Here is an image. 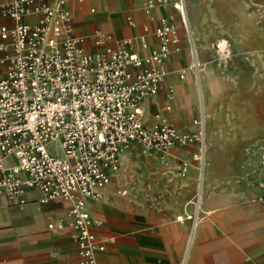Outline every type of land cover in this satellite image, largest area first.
<instances>
[{
  "label": "crops",
  "instance_id": "crops-1",
  "mask_svg": "<svg viewBox=\"0 0 264 264\" xmlns=\"http://www.w3.org/2000/svg\"><path fill=\"white\" fill-rule=\"evenodd\" d=\"M141 1L66 0L71 32L89 51L103 47L95 43L96 34L109 32L112 38L104 44L131 37L133 49L146 54L157 46L153 31L158 18L175 15L180 49L165 60L158 93L143 101L144 117L151 124L160 112L179 129L191 131L199 108L206 112L209 164L203 216L188 243L191 221L175 216L190 207L195 191L196 147L176 145L162 159L134 144L120 152V166L110 172L103 196L85 199L91 230L104 243L94 251L93 264H264V202L250 201L259 193L256 180L263 175L257 158L246 151L247 145L264 137V21H256L249 4L256 1L264 16V0H225V16L232 25L228 36L236 53L226 67L209 65L199 83L190 72L182 80L177 75L188 57L176 11L166 4L145 12ZM200 56L205 58L202 51ZM168 86L173 88L171 100ZM178 158L191 162L184 176L175 170ZM23 197L22 203L0 199V264H82L79 246L69 235L70 201L42 202L37 187L26 189Z\"/></svg>",
  "mask_w": 264,
  "mask_h": 264
},
{
  "label": "built area",
  "instance_id": "built-area-1",
  "mask_svg": "<svg viewBox=\"0 0 264 264\" xmlns=\"http://www.w3.org/2000/svg\"><path fill=\"white\" fill-rule=\"evenodd\" d=\"M166 4L176 11L183 30L188 61L177 70L181 80L190 72L199 83L209 65L230 64L235 49L227 38L212 41L209 56H200L182 0L141 1L145 12ZM28 15L35 18L27 21ZM5 18L13 23L2 22ZM71 18L66 0H0V199L22 203L26 189L37 187L42 202L70 201L69 235L79 246L81 263L93 264L94 251L104 243L91 230L85 199L103 196L110 172L120 166V152L135 144L166 159L172 147L194 145L195 191L190 207L175 216L191 221V243L203 216L207 114L200 107L192 119L194 129L187 131L160 112L148 124L143 106L162 87L165 60L180 49L175 15L158 18L153 31L157 46L146 54L133 49L131 37L104 44L112 38L109 32L96 34L94 41L102 48L86 50L71 32ZM138 38L145 46L144 37ZM166 96L173 97L171 86ZM246 150L257 158L263 175L256 180L259 193L250 201L264 202V137ZM190 164L176 159L177 174L186 175Z\"/></svg>",
  "mask_w": 264,
  "mask_h": 264
},
{
  "label": "rangeland",
  "instance_id": "rangeland-1",
  "mask_svg": "<svg viewBox=\"0 0 264 264\" xmlns=\"http://www.w3.org/2000/svg\"><path fill=\"white\" fill-rule=\"evenodd\" d=\"M182 1L185 7L188 22L194 30L199 52L202 51L205 58L209 56L210 43L216 39L228 37L227 39L232 43L235 49V43L228 36V34L230 35L232 25L229 22V17L225 16V0ZM249 4L250 13L252 15L254 14L256 21H259V23L262 20L264 21V16H262L261 12L258 10V4L256 3V1H252V3ZM252 143H250L249 145H251ZM249 145H247V147Z\"/></svg>",
  "mask_w": 264,
  "mask_h": 264
}]
</instances>
